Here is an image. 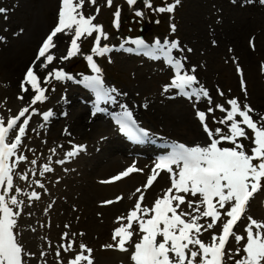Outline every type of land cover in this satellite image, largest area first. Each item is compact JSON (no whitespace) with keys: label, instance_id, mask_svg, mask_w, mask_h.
<instances>
[{"label":"snow or ice","instance_id":"6c2138e0","mask_svg":"<svg viewBox=\"0 0 264 264\" xmlns=\"http://www.w3.org/2000/svg\"><path fill=\"white\" fill-rule=\"evenodd\" d=\"M126 2L129 6L136 4V0H126ZM84 3L85 0H61L57 22L43 39L35 59L26 68L20 82L21 95L18 99L23 100V93L32 91L30 102L19 109L16 115L9 118L0 115V264H29V259L36 256V253L25 247L20 233L16 231L24 200L12 193L22 192L21 187L14 185V177L21 175L15 171L18 163L28 161L26 155L20 154V147L23 143L22 138L26 136L31 114L40 113V109L35 105L48 99L47 88L41 86V77L35 69L47 68L57 59L54 52L50 51L56 47L54 37L61 33L72 34L66 54L58 57L59 60L64 61L80 52L79 38L96 33L91 48L92 54H85V59L96 75L85 76L83 82L95 92L97 100L114 101L113 94L118 92L115 87L106 86L101 75L102 69L93 58V54L103 56L110 52L115 45H101V39L106 40L109 34L104 31L102 24L93 22L95 16L99 14V6L96 7L94 14L85 16L82 11ZM89 3L96 4V0H89ZM112 3L113 0H106V6L111 7ZM179 3L180 0H174L152 8V0H144L146 7L158 13H171ZM134 11L136 16L143 18L142 10ZM6 12L7 9L0 8V14ZM120 15L121 9L117 6L112 22L117 30L120 27ZM170 30L175 32L176 25L171 24ZM4 39L5 37L0 36V40ZM133 43L148 49L145 54L152 58L159 59L162 55L166 63L174 68L175 74L171 82L164 85L165 92L176 89L184 97L194 98L195 101L205 98L207 103L212 105V97L208 89L199 84L195 75V66H192L190 74L189 71L184 70V63L172 55L173 49L180 48L178 40L165 38L161 43V39L157 37L149 45L142 38L137 37ZM133 50L127 49L130 52ZM110 59L109 57V61ZM37 61L40 63L37 64ZM236 67L241 73V86L246 96L247 89L244 86L242 69L238 64ZM49 78L65 80L72 79V76L63 68L53 67L43 77L45 84L49 82ZM218 94L224 95L223 91L219 90ZM226 104L230 108H226L224 103H216L206 110H200L196 108L195 103L193 104L196 109L195 115L208 142L191 146L180 142L168 145L171 150L158 157L145 184L136 189L139 197L134 207L126 216L116 218L117 221L125 220L126 223L113 229L112 240L115 243L105 244L104 248H116L127 252L129 251L127 245L131 244L130 259L133 264H223L226 252L228 258L232 259L233 249L225 250L226 243L232 237L237 245L234 253H243L239 259H235L234 264H264V221L248 215L246 217L248 223L244 228L246 237L233 230L242 215L246 213L250 198L261 189V182L264 181V115L254 119L256 110L248 103L242 104L239 98H229ZM123 107L124 110L116 117L119 131L129 139L144 141L149 137V130L137 123L127 105ZM216 109L226 112V117L219 123L225 124L227 131L221 127L214 129L209 127L207 114L214 113ZM40 114L44 121H48L53 112L49 109ZM212 119L216 121L215 116ZM248 130H251V136L248 135ZM65 132L67 133V129ZM244 141H250V146L246 148ZM222 142L225 144L222 145ZM69 143L72 144V141ZM84 149H86L84 144H74L72 149L65 153V158L58 160L57 163L63 164L65 159L76 156ZM50 151L54 153L55 149ZM28 162L31 165L37 164L36 159ZM43 167L45 170H51L47 163ZM158 170L169 174L170 186L163 190V194L158 196L150 207L142 205L144 192L141 188L147 189L153 184L159 174ZM134 171H142V169H137L133 164L111 177V180H119ZM21 179L27 180L28 173L24 172ZM33 183L44 188L39 179L34 180ZM26 195L30 200L39 199L41 193L33 190ZM115 199L120 200L122 196H117ZM112 202L107 200L102 203ZM204 218L208 219L202 224L201 220ZM217 223L221 227L220 232H212L210 242L202 240L200 238L202 233L212 229ZM65 227L69 226L65 225ZM134 232L138 239L133 243ZM76 235V233H62L61 239L65 242L56 249L57 257L60 256L61 249L65 252L72 250L73 245L77 243L74 239ZM80 235L83 233L81 232ZM241 241H245L242 246ZM78 248L79 251L74 253L68 264H93L91 256L93 249L83 242L78 244ZM44 256L45 252L41 251L40 257Z\"/></svg>","mask_w":264,"mask_h":264},{"label":"rangeland","instance_id":"374dc122","mask_svg":"<svg viewBox=\"0 0 264 264\" xmlns=\"http://www.w3.org/2000/svg\"><path fill=\"white\" fill-rule=\"evenodd\" d=\"M170 1L174 2V0ZM163 2L164 0H154V8L156 5L161 6L160 4H164ZM97 6H99L100 11L93 22L102 24L106 32L110 29L112 13L116 10L117 6H120V8L126 7L123 8L122 21H125L126 17L128 18L131 15L132 8L129 5L126 6L123 0H113L111 7L106 6V0H97L93 14ZM51 7L54 8L51 25L45 28L35 40L24 48L22 42L29 35L28 21ZM255 7L242 9V4L237 3L236 0H180V3L175 6L174 11L171 13H158L153 11L154 14H152L149 8L144 7H142V10L147 9L146 11L143 10L145 23L147 21L151 22L155 17L161 18L167 16L165 23L163 21L161 24L163 27H156L158 33H150V38L154 40L160 36H171L182 39L187 47V54H192V63L199 66V74L202 81L205 85L213 87L211 94L212 100H216V103H220L223 100L226 103V100L218 94V90L230 95L228 93L232 90V79L234 78L236 83L238 78L241 81V73L237 71L236 67L238 64L243 72V81L247 89L246 95L250 101L247 103L252 108L257 109L258 113L264 114V9L258 8L261 11ZM0 8L7 9L6 13L0 15V21L4 25L3 29L6 38V42L4 41L0 48V58L5 60L0 64V83L2 81L0 89H4L5 84L12 83L13 81L17 82L18 89V82L24 77L26 68L33 62L37 55L38 43L56 20L59 0H0ZM135 22L139 21L135 20ZM127 24L124 23L125 34L128 32ZM171 24L176 25L177 33L175 35L170 30ZM154 30L155 28L152 29V31ZM134 33H137V31ZM95 35L96 33H93L92 36H87L80 46V52L66 60L63 66L70 71L73 70L74 65L75 71L85 69L84 57L85 54H88ZM115 35L116 31H114L113 35L108 36L112 40H115ZM123 38H125L124 35ZM188 49H191V51H188ZM109 57L111 58L110 61ZM95 60L102 69L101 75H105L111 81V84L116 85L120 89V99L123 102H128L137 107L136 109L139 111L137 116L146 127L156 133L165 132L169 136L177 138V141L191 143L189 141L192 140L191 138L196 133H190L187 130V126L189 124L194 125L197 130L199 127L200 129L202 127L195 115L196 109L193 107V103L174 99L169 90L167 92L164 91V85L170 83L171 76L167 69H163L162 71L155 70V67H153L154 63L152 64L149 61L140 59L137 55L131 56V54H120L117 52L112 53L108 57H102L101 59L97 56ZM247 61L249 63H246ZM247 65L251 68L250 71L252 73L248 70ZM85 70L91 73L90 69ZM255 77L259 88V92L257 93L253 92L255 90ZM78 91V88L69 84V81L66 79L61 80V82L52 83L48 90V99L43 103L45 105L44 109L46 107L49 108L51 103L56 99L63 97V94L71 93L76 97ZM73 102V105L67 107V110L72 111L71 116L68 118L69 122L77 121V115L82 114L86 116L89 112L87 107L81 105L78 98H75ZM145 104L148 106L144 107ZM209 106L212 105L202 103V105L196 106V108L206 110ZM226 115V112H221L219 109H216L214 113L207 114L206 119L209 127L213 129L215 127H221L227 131L226 125L219 123ZM213 116L216 117V121H213ZM254 116L258 118L256 115ZM84 120L83 124L85 123ZM66 125L67 122H55L51 125V128H46V130L40 133L36 130V123L32 121L29 122L26 136L22 138L23 143L20 147V154L26 155L28 161L32 159H36L37 161L36 165H31L28 161H21L15 169L21 175L24 172L28 173L27 180L21 179V175L14 177V185L21 187L22 192L12 193L17 195L19 199L24 200L23 211L18 217L16 231L20 233L26 248L27 245L24 241L26 238L24 236L25 228H27L28 223L36 224L43 211L47 216V208H49L47 205L54 200L52 199L51 193L46 191L44 192V197L42 199L40 198L41 200L36 199L38 202L32 205L26 200L25 197H28L26 193L33 190L39 191L40 186L33 183V181L39 179L42 183L43 178L39 177V174L45 171V169L42 170L45 163L59 167V170L55 171V175L59 179L60 171L62 172L64 166H60L61 164L57 163V161L63 159L64 153L71 149L72 145L77 142V139L78 141H86L75 130L72 131L79 138H76L72 134L64 133L67 127ZM80 129L82 128L78 130ZM100 133H97L94 129V131L89 132V135L93 134L96 138ZM248 135H252L251 130H248ZM69 141H72V144ZM244 143H247V141H244ZM53 148L55 149L54 153L50 151ZM83 158L90 160L92 156L85 155ZM82 168L79 169L78 174H81ZM65 170L67 171V169ZM106 170L107 168L105 171H100L99 175H96V178L107 177L109 172H106ZM144 177L145 175L139 181L141 182ZM261 183L262 190L256 192V195H254L253 200L250 201L247 207L245 216H243V219L237 225L238 227H236L237 233L241 235H246L244 228L248 223L246 218L248 215H251L257 220L264 221V181ZM27 185L30 187H26ZM59 185L63 186L65 184L63 182ZM120 186L119 184L114 186L108 192L109 194L101 196L100 200L123 193V189H120ZM45 196L49 197L44 200ZM132 201H129L128 208L133 203ZM28 207H31V210L33 207L38 209L30 212L31 216L28 214L25 215L24 212H28ZM43 222L44 220L40 221V225ZM73 230L74 227L70 231ZM82 230L86 229L84 228ZM82 230L76 228L77 234L78 231ZM64 232H68L65 230V227L59 228L56 231V239L58 240L56 249L65 242L61 239L62 233ZM69 238L71 239V237ZM244 243L245 241L240 242L241 246ZM42 244H44L43 241L41 243L38 241L37 243L39 246H42ZM90 245L91 248L96 247L95 243ZM236 247L237 245H234L230 248L233 249L232 259L228 258L226 252L224 258L225 264H234L235 259H239L242 255V252L240 254L234 253ZM33 248V245H31L27 249L34 252L36 245ZM72 250L69 254L60 252L59 257L55 253L54 264H64L62 263L64 260L68 263L74 253L79 251L78 245H73ZM97 252H102L96 251L95 255L99 259H103V256L98 255ZM37 259L34 258V264H44L45 259L43 257L39 260ZM31 260L32 258L29 259V261ZM117 262L119 260L116 258L113 261L110 260L108 264H116Z\"/></svg>","mask_w":264,"mask_h":264},{"label":"bare ground","instance_id":"6f19581e","mask_svg":"<svg viewBox=\"0 0 264 264\" xmlns=\"http://www.w3.org/2000/svg\"><path fill=\"white\" fill-rule=\"evenodd\" d=\"M243 2H246V0H241ZM96 4H90L89 0H85V3L83 5L82 11L86 14L90 15L93 14L95 10ZM53 13L54 8L47 9L45 12H41L37 16H34L31 20L28 21V32L29 35L25 41L22 42L24 48L26 45L30 44L33 40H35L38 35L45 29L48 28L52 21H53ZM0 30H3V28ZM0 36H2L0 34ZM72 37V34H57L56 37H54V42L56 44V52L59 53L63 52L64 43L66 42V39ZM2 40H0L1 45ZM23 48V53H24ZM55 53V51H54ZM55 53V56L57 59L53 61L58 62L60 61L58 59V54ZM19 55H22L18 53ZM64 55V54H63ZM5 60L3 58H0V64H2ZM40 62L37 61V64ZM246 63H249L248 61ZM248 70L250 71L251 68L249 65H247ZM250 68V69H249ZM39 70L41 68H38ZM251 72V71H250ZM252 73V72H251ZM257 76L256 74H253ZM9 76V75H8ZM239 79V78H238ZM255 82V90H253L254 93L259 92L258 84L256 82V77L254 79ZM232 90L228 93L230 95L225 94L221 96L224 100L227 101L229 98H239L241 103H247L250 102L247 95L245 96V93L240 85V81L238 80L236 83V80L234 78L232 79ZM30 88V86L28 85ZM1 96H5L3 100V105L5 109V117H9L11 115H16L18 113V110L21 106H25L30 102V97L32 95V91H29L27 93H23V100L18 99V96L21 95V91L17 89V82L13 81L12 83H9V85L5 86L4 89H0ZM222 103L225 104V102L222 100ZM226 108H230V106L226 105ZM256 110V115H264L262 113H258V110ZM85 124V123H84ZM83 125V117L79 118V121L69 123V128L72 130H75L77 134H81L82 137H84L86 134L89 133V130L92 128H89L87 125H84L82 129L78 130L77 126ZM93 125L95 128L99 127V123L93 122ZM105 126H107V123H104ZM114 129V128H113ZM187 130L195 134V137L192 140V144H206L205 136L201 133L203 132L201 129L196 128V126L189 124L187 126ZM201 130V131H200ZM108 133H110V136H115V132L110 130L108 128ZM116 140V139H115ZM95 141L91 140V143L93 144ZM98 142H102L98 141ZM225 142H222V145ZM250 144H248V147ZM112 146L107 142L105 145H102V148L98 154H94L95 160H90L86 163L85 160L81 159V154L77 156V159L74 161V163L83 165L84 171L80 174V176H77L74 173H71V175H68L66 177V184L57 192V199L53 204L54 211L51 217L47 218L45 222L42 223L40 228L38 229L36 225H27L25 237L26 241L31 240V243H28L27 248L31 245L35 244L36 242V250L39 252L40 249L38 248V241H41L44 239V242L46 243L45 248V255L47 258L50 259V264H53L54 262V255H55V248H56V231L59 228L65 227V225H70L71 228L74 227L73 231H70V233H76V228L78 230L86 229V231H83V235H76L74 238L76 240H81L84 242L89 243H95L96 244V250L101 251L97 252L98 255H102L103 259H97L94 257L93 264H108V262L113 261L114 259H119V261H124L125 259L126 264H130L129 258L127 257V254H124L122 251L114 248H104L103 245L115 243L112 240V228L111 225L114 224L113 221L116 216H118V213L121 216H126V207L129 204V198L133 196L137 188H140L139 180L141 179V175L146 174V171L153 169V162L150 160L153 156L156 154L152 152L144 151V159H142L139 163V169H142V171H138V173L131 178L128 181L122 182L124 183L123 186H120L125 191L128 190L125 197H122L120 200H113L111 205L104 206L100 204V198L101 196L107 195V193L113 188L114 185H105L104 183H101L100 180H97L94 178L96 173L98 174L99 171H105L107 167H109L106 172L117 170V168L121 167V165L126 161L125 158H121L120 154L125 153V149L122 147L120 143L116 146L114 150L111 148ZM119 152V153H117ZM143 172H145L143 174ZM122 181V180H121ZM138 184V187L134 189V185ZM168 179L166 176H158L157 180L153 183V185L149 189H143L141 188V191L144 192V200L143 205L151 206L153 200H155L157 196H160L161 193H163V190L168 188ZM101 210V213L96 214V209ZM123 213V214H122ZM49 219H52V228L49 230V223L45 224ZM208 218H204L201 220V223L204 224V221ZM122 222H125V220H122ZM116 223V222H115ZM45 224V225H44ZM123 224V223H119ZM111 227V229H110ZM133 227L135 228V223L133 224ZM206 227V225H205ZM217 225H215L213 228H217ZM34 229V231H33ZM110 232V233H109ZM37 233V235H36ZM135 233V232H134ZM47 236V237H46ZM113 264V263H112Z\"/></svg>","mask_w":264,"mask_h":264}]
</instances>
